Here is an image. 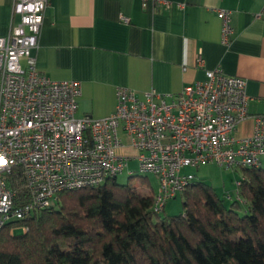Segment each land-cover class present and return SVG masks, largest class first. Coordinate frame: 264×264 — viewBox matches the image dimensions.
<instances>
[{
	"label": "built area",
	"instance_id": "1",
	"mask_svg": "<svg viewBox=\"0 0 264 264\" xmlns=\"http://www.w3.org/2000/svg\"><path fill=\"white\" fill-rule=\"evenodd\" d=\"M48 6L49 0H14L12 13L20 19L7 35L0 31V229L11 217L50 206L62 191L104 183L131 159L138 160L141 173L159 180L153 196L157 214L195 181L186 167H260L264 114L255 117L251 135L235 136L249 116L247 79L220 67L207 69L205 79L177 94L154 88L139 94L121 86L111 114L78 116L80 82L49 77L33 55ZM218 13L228 44L231 10ZM197 59L203 66L201 54ZM235 199L243 201L239 191Z\"/></svg>",
	"mask_w": 264,
	"mask_h": 264
},
{
	"label": "crops",
	"instance_id": "2",
	"mask_svg": "<svg viewBox=\"0 0 264 264\" xmlns=\"http://www.w3.org/2000/svg\"><path fill=\"white\" fill-rule=\"evenodd\" d=\"M13 1L0 0L2 35L20 19ZM220 8L231 10L228 44ZM33 55L49 77L80 82L78 116L111 114L121 86L177 94L217 67L247 79L249 116L235 136L251 135L264 114V0H49Z\"/></svg>",
	"mask_w": 264,
	"mask_h": 264
},
{
	"label": "trees",
	"instance_id": "3",
	"mask_svg": "<svg viewBox=\"0 0 264 264\" xmlns=\"http://www.w3.org/2000/svg\"><path fill=\"white\" fill-rule=\"evenodd\" d=\"M242 170L243 201L232 194L227 204L195 180L175 215L157 214L154 192L118 175L62 191L50 206L8 219L0 264H264V168Z\"/></svg>",
	"mask_w": 264,
	"mask_h": 264
},
{
	"label": "rangeland",
	"instance_id": "4",
	"mask_svg": "<svg viewBox=\"0 0 264 264\" xmlns=\"http://www.w3.org/2000/svg\"><path fill=\"white\" fill-rule=\"evenodd\" d=\"M264 164V162H263ZM139 163L137 159H131L128 167L119 173L117 181L121 184H128L131 187H136L141 190V193L148 194L157 192L159 188V180L153 174H143L139 170ZM184 172H193L196 181H203L211 185L217 194L229 204L226 195L228 193L234 196L237 193V180H240L243 170L226 169L218 166L215 163H204L200 166L186 167ZM146 192V193H145ZM183 211V196L180 193L177 197L170 199L161 213L162 216L175 215Z\"/></svg>",
	"mask_w": 264,
	"mask_h": 264
}]
</instances>
